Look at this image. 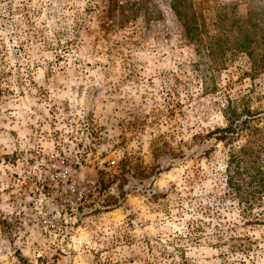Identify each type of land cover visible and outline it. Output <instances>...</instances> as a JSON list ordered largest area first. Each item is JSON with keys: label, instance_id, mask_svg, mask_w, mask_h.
Returning <instances> with one entry per match:
<instances>
[{"label": "rangeland", "instance_id": "rangeland-1", "mask_svg": "<svg viewBox=\"0 0 264 264\" xmlns=\"http://www.w3.org/2000/svg\"><path fill=\"white\" fill-rule=\"evenodd\" d=\"M261 2L183 0L191 39L171 0H0V264H264V188L209 137L254 113L264 176Z\"/></svg>", "mask_w": 264, "mask_h": 264}, {"label": "trees", "instance_id": "trees-1", "mask_svg": "<svg viewBox=\"0 0 264 264\" xmlns=\"http://www.w3.org/2000/svg\"><path fill=\"white\" fill-rule=\"evenodd\" d=\"M261 4L262 7L260 11H250L247 14L246 19H256L257 21L260 20V22L264 24V2H261ZM189 6L186 7L183 4V0H171L170 4L172 12L181 22L183 28L187 31V35L189 36V38L194 39L199 30L198 24L196 22V16L198 13L193 10V7L191 5ZM191 9L192 13L189 14L190 16H186V11ZM214 12L215 14H217V20L228 19L226 14L233 15L234 7L228 8L223 5H217L214 8ZM187 17H189V20L187 19ZM230 19H232V17H230ZM259 26L263 27L262 25ZM246 113V117L242 119L238 118L239 114L236 115L237 118L229 117L230 115H232V112L230 114H225L227 124L225 126L215 128V130L210 132L209 137H212L216 141H221L223 143V146L227 147V157L225 161V182L227 184V193L230 196H236L239 203H242V201H244L246 202L247 206L250 207L251 205H253L252 203H255L254 201L258 196L257 193H259L261 189L264 188V176L262 174V171H260V169L255 166L256 156L251 153L249 148L250 146H248V142L254 133V129L247 128V126L251 124L250 118H253L252 116L254 113ZM238 119L240 120L237 122ZM242 136L245 137V143L241 147L236 149L235 141ZM243 173H245L246 178H243ZM254 173L255 176L253 175L252 179L255 178L258 183L257 185H255V187L252 184L251 180H248L249 178L251 179V174ZM242 182H245V185H243ZM234 249L239 248L236 244L233 243L230 246V250L234 252ZM241 251L243 252L244 250Z\"/></svg>", "mask_w": 264, "mask_h": 264}, {"label": "built area", "instance_id": "built-area-1", "mask_svg": "<svg viewBox=\"0 0 264 264\" xmlns=\"http://www.w3.org/2000/svg\"><path fill=\"white\" fill-rule=\"evenodd\" d=\"M114 163V161H112ZM75 171L70 165H65L60 167V171L56 174L61 181L63 191L65 193L73 194V198L69 200L70 205H76L77 202H81L85 200L89 190H87L86 185L76 186V182L74 180ZM58 180V179H57Z\"/></svg>", "mask_w": 264, "mask_h": 264}]
</instances>
